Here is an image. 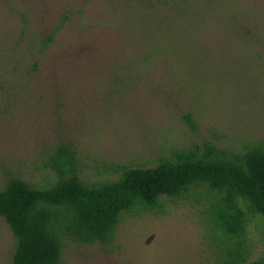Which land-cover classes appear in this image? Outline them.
Returning a JSON list of instances; mask_svg holds the SVG:
<instances>
[{
	"label": "rangeland",
	"instance_id": "rangeland-1",
	"mask_svg": "<svg viewBox=\"0 0 264 264\" xmlns=\"http://www.w3.org/2000/svg\"><path fill=\"white\" fill-rule=\"evenodd\" d=\"M258 140L264 0H0V189L11 177L50 184L61 145L98 183L118 165ZM210 196L195 185L126 213L106 242L67 238L56 264H230ZM14 241L0 217V264ZM245 247L264 254L258 219Z\"/></svg>",
	"mask_w": 264,
	"mask_h": 264
},
{
	"label": "trees",
	"instance_id": "trees-1",
	"mask_svg": "<svg viewBox=\"0 0 264 264\" xmlns=\"http://www.w3.org/2000/svg\"><path fill=\"white\" fill-rule=\"evenodd\" d=\"M62 24L63 19L54 32ZM74 154L66 145L56 149L55 178L45 187L11 177L0 189V217L15 238L10 264H56L67 238L106 242L124 214L156 208L163 198H180L195 185L211 194V221L229 263L264 264V254L248 259L245 247L252 220L264 229V140L238 151L204 143L154 166L118 165L114 179L98 183L77 176Z\"/></svg>",
	"mask_w": 264,
	"mask_h": 264
}]
</instances>
